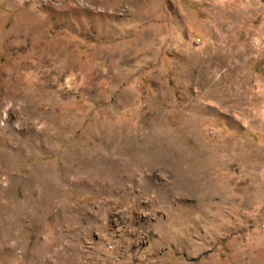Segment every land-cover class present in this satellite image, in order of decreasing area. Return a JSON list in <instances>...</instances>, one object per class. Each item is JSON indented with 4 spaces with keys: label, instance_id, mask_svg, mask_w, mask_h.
I'll return each mask as SVG.
<instances>
[{
    "label": "rangeland",
    "instance_id": "1",
    "mask_svg": "<svg viewBox=\"0 0 264 264\" xmlns=\"http://www.w3.org/2000/svg\"><path fill=\"white\" fill-rule=\"evenodd\" d=\"M0 0V264H264V0Z\"/></svg>",
    "mask_w": 264,
    "mask_h": 264
},
{
    "label": "built area",
    "instance_id": "2",
    "mask_svg": "<svg viewBox=\"0 0 264 264\" xmlns=\"http://www.w3.org/2000/svg\"><path fill=\"white\" fill-rule=\"evenodd\" d=\"M41 1H42L43 3H45L44 0H41Z\"/></svg>",
    "mask_w": 264,
    "mask_h": 264
}]
</instances>
